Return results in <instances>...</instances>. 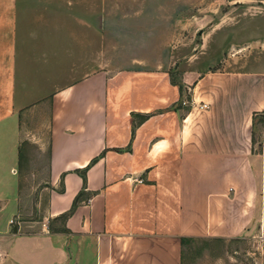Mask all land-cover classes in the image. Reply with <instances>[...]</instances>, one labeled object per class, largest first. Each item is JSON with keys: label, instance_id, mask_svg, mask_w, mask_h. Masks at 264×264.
<instances>
[{"label": "crops", "instance_id": "crops-1", "mask_svg": "<svg viewBox=\"0 0 264 264\" xmlns=\"http://www.w3.org/2000/svg\"><path fill=\"white\" fill-rule=\"evenodd\" d=\"M103 20L87 0H0V264H182V240L250 226L264 77L106 70Z\"/></svg>", "mask_w": 264, "mask_h": 264}, {"label": "rangeland", "instance_id": "rangeland-1", "mask_svg": "<svg viewBox=\"0 0 264 264\" xmlns=\"http://www.w3.org/2000/svg\"><path fill=\"white\" fill-rule=\"evenodd\" d=\"M87 1L104 15L106 70L163 64L179 71L226 68L264 77V0H185L178 11L165 5L175 0ZM251 161L257 191L250 226L236 238L186 239L183 264H264V114L254 119ZM26 166L25 161L27 181L32 169ZM24 189L27 209H42L39 188ZM39 216L22 222H38ZM9 224L16 226V219Z\"/></svg>", "mask_w": 264, "mask_h": 264}, {"label": "built area", "instance_id": "built-area-1", "mask_svg": "<svg viewBox=\"0 0 264 264\" xmlns=\"http://www.w3.org/2000/svg\"><path fill=\"white\" fill-rule=\"evenodd\" d=\"M187 104H189L191 107L194 106V105H196V107H197L198 109H202V110H206V109L209 108L208 105L203 104V103L200 104V105H197V104H195L193 101H184V102H182V105H187ZM136 183L140 184V183H142V181L139 180V181H136Z\"/></svg>", "mask_w": 264, "mask_h": 264}, {"label": "trees", "instance_id": "trees-1", "mask_svg": "<svg viewBox=\"0 0 264 264\" xmlns=\"http://www.w3.org/2000/svg\"><path fill=\"white\" fill-rule=\"evenodd\" d=\"M185 241H186V239L182 240V247H183ZM182 264H183V253H182Z\"/></svg>", "mask_w": 264, "mask_h": 264}]
</instances>
